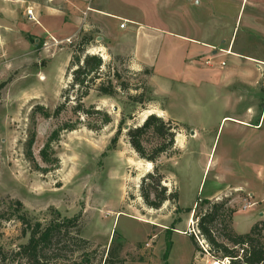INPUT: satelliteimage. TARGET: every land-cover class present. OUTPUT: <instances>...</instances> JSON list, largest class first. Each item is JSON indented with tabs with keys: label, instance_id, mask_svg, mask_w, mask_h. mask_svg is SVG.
<instances>
[{
	"label": "rangeland",
	"instance_id": "1",
	"mask_svg": "<svg viewBox=\"0 0 264 264\" xmlns=\"http://www.w3.org/2000/svg\"><path fill=\"white\" fill-rule=\"evenodd\" d=\"M253 1L245 5V0L240 7L241 0H0V84L7 82L0 92V202L19 201L32 221L43 226L77 219L74 229L61 234L63 246L53 245L45 253L46 264H227L213 258L198 235L196 216L207 207L196 203L237 186L244 193H230L210 203L227 202L235 211L234 233L246 234L261 223L264 235V1ZM27 9L35 22L28 19ZM79 19L85 27L77 31ZM132 30L141 42L137 53L153 62H164L172 49L188 46L184 38L211 43L215 58L206 52L205 68L232 73V85L229 90L220 84L216 87L219 81L214 77L183 94L179 85L172 84V92L165 88L168 95L155 98L151 73L156 75L155 91L164 93L159 62L153 66L155 71L145 75L147 69L126 57H105L104 51L108 69L102 71L115 72L119 78L111 79L113 85L122 82L130 90H117L113 98L91 90L82 100L85 111L93 108L110 117L105 126L97 115H75V101L65 99L71 80L67 69L71 48L81 34L89 32L95 38L87 50L90 54L102 51L99 45L104 42H117L120 48V42L131 41ZM229 47L231 53L250 59H241L236 68L233 58L223 52ZM173 63L180 73L181 64ZM246 68L251 87L238 78ZM140 94L144 102L150 101L140 106L127 100ZM60 105L56 118H45L38 109L51 114ZM248 107L253 109V124L262 112L258 128L234 122L245 118ZM164 109L169 118L159 112ZM146 111L178 128L174 152L158 161L161 186L166 196L177 192V199L164 202L158 210L144 203L139 189L153 165L131 149L127 129L118 130L122 118L125 126H139ZM65 123H76V129L60 132L46 151L49 161L44 162L41 151L50 134ZM118 131L113 148L111 140ZM32 132L31 161L25 156V143ZM146 148L148 152L150 146ZM246 192L254 196V210L243 209L251 202ZM23 229L15 220L0 223V248L8 264H22L15 252L28 241ZM67 233L69 237L64 238ZM72 234L87 244L72 239ZM112 250L116 256L107 257Z\"/></svg>",
	"mask_w": 264,
	"mask_h": 264
},
{
	"label": "trees",
	"instance_id": "2",
	"mask_svg": "<svg viewBox=\"0 0 264 264\" xmlns=\"http://www.w3.org/2000/svg\"><path fill=\"white\" fill-rule=\"evenodd\" d=\"M94 39L93 33L81 34L79 41L71 48V60L67 67L71 80L67 90H65V99H69L67 100L68 102L71 101L70 98L75 101V106L72 108L75 115L80 113L86 117H91L93 114L97 115L102 121V126H105L110 123V117L106 113L93 108L90 111H85L82 100L88 96L91 90H94L100 97L113 98L117 90L126 92L130 90V87L122 82H119L117 87L114 86L111 79L118 80V75L115 72L113 75H110L107 71L103 72V68L108 69V65L104 64L99 55L87 52L88 48L93 46ZM143 74L149 75L150 72L144 70ZM6 84L7 82L0 84V92ZM127 100L140 106L150 101L144 102L143 94L128 96ZM62 107L63 105L58 106L51 114L47 111L45 112L42 108L38 109L42 111V115L45 118H56L60 115ZM76 126V123L73 125L65 123L50 134L41 151V158L44 162L49 161L46 151L49 150L50 144L58 139L60 132L73 131ZM122 128H125L123 118L118 124V130L121 131ZM177 130V126H173L171 122L164 121L155 114H150L139 126L128 127L126 131L128 144L138 158L153 165V171L142 177L139 189L140 197L144 203L154 210H158L166 201L177 199V192L166 196V190L161 186L163 176L159 174L158 170L160 157L166 156L168 152H174ZM119 131L111 140L113 148L115 147ZM34 137L35 134L32 132L25 143V156L31 161V148L34 143ZM152 139L155 141L154 146H152ZM149 146L150 148L147 152L146 147ZM198 203L201 207H207V209L196 216V229L198 235L206 242L213 258L218 257L217 260H225L228 264H264V235L262 234L263 225L261 223L253 225L246 234L238 235L231 228V220L235 211L227 206V202L210 203L209 200H200L196 205ZM3 208H8L9 212ZM191 211L192 209L186 210L188 213ZM11 220L17 221L24 228L22 231L23 235L28 237L27 243L18 246L17 252H15L22 264H46L45 253H49L53 245L62 244L63 246L64 240H62L61 234L66 232L67 229H74L77 221L76 218L65 219L61 222L52 221L48 225L43 226L38 221H32L19 201H1L0 223ZM217 226L220 227L219 230ZM75 234L78 235V231ZM68 237L67 233L64 238ZM71 238L78 239L79 243L83 245L87 244L73 234ZM190 239L195 244L193 236L190 235ZM170 250L171 245L169 244L163 256L165 261ZM115 252V250L110 253L107 252V257H115ZM3 253L0 248V264H8L5 262ZM105 261L109 263V259ZM72 264L82 263L72 262Z\"/></svg>",
	"mask_w": 264,
	"mask_h": 264
},
{
	"label": "crops",
	"instance_id": "3",
	"mask_svg": "<svg viewBox=\"0 0 264 264\" xmlns=\"http://www.w3.org/2000/svg\"><path fill=\"white\" fill-rule=\"evenodd\" d=\"M245 0H241V5L240 7L243 5ZM259 1H264V0H254L253 3L257 4ZM247 0H246V4L247 5ZM199 4V3H198ZM90 11V10H89ZM55 13V11H54ZM99 14L104 15L105 13H103V11H98ZM108 15V14H107ZM111 16V15H108ZM61 17V16H60ZM96 17V16H95ZM122 17H115L116 20L120 21V20H124V22H129L130 24H133L135 22H133L132 20H129L127 18H122ZM95 24L100 28V30H102V26L100 25L101 20L96 17L95 18ZM237 21V18H236ZM84 23H82V20H78V29L77 31H79L82 27H85L83 25ZM237 25V22H236ZM88 27V25L86 26V28ZM120 28V26H119ZM122 29V28H120ZM235 30V27H234ZM86 31V30H85ZM136 30H132L131 32V41L129 40L128 42H124L123 45L120 42L119 44L121 45V47H118V43L116 42V45L111 44L112 42H104L103 44L99 45L100 48L102 49L99 50L97 49L96 54L97 53H101L100 57L102 58L103 61H105L104 59V51H107V53H105V57L112 55H117V56H122V57H126L128 58L129 62L134 63L137 67L142 68V69H147L149 71H155L154 70V64L156 65L158 62L161 66V75L160 77H162L165 81V83H163L162 81L159 82L161 88V90H164L163 94L158 95L157 92L159 91H155L156 87L153 84V78H155V74L151 73L152 76V86L149 83V80L151 78H149L148 80V84L150 85V87L152 88V95L157 98V97H163L164 94L168 95V93H166L167 91L165 90V88H169L168 90H170V92H172V89L174 88V86H170L172 84H176L179 85L178 87H181V92L183 94H188V93H192V88H199L201 86V84H204L205 79L208 80H213V78L215 77L217 79V84L220 85H224V89L229 90L230 86L232 84L229 83V81L231 79H233L235 77V75H232V73L230 72H214L211 71L209 69V67L207 69L205 68V62L206 60L204 58H206V52L210 51V55L212 56L211 59L213 60L215 58L214 53L215 51L213 50V45L211 43L204 45V44H199L198 41H196V39H186L184 38V41L188 43V46L186 47H175L174 49H172L170 51L169 54V58H167L164 62H162V60H155V62H153L152 58L147 57V55H144V57H141V54L139 56L140 53V49H141V42H139V39L136 37V35L134 34ZM102 36V34H101ZM101 40L103 41V39L101 38ZM203 42H207V41H203ZM125 48V49H124ZM137 49L139 51V53H137ZM177 49V50H176ZM211 49V50H210ZM152 51V50H150ZM225 53V57L230 56L231 58H233V62L234 65L236 66V68H239L238 65H240L239 61L241 59H246L249 60V57H241L238 56L237 54H233L231 53L230 47L229 49H226V51H223ZM71 56V55H70ZM71 58V57H70ZM210 59V57L208 58V60ZM70 61V59H69ZM172 61V62H171ZM180 63V73H177L176 70H174V66H171V64L173 63ZM69 63V62H68ZM173 63V64H174ZM152 65V69H150ZM169 71H172L171 73ZM240 76H238L239 79H243L245 85H252L251 82H247V80H249L250 73L249 70L246 68L243 71V74L240 72L239 74ZM208 83V82H207ZM211 84V83H210ZM213 85V84H211ZM249 85V86H250ZM247 86H244V88ZM251 87V86H250ZM185 89H187L188 91H184ZM194 94V93H193ZM262 111L264 110V103L262 105ZM164 110H159L160 113H163L166 117L169 118V115L166 113ZM158 116V114H155ZM261 116H262V112L259 114V118L255 121V124H253L254 118H253V109L251 107H248L246 109V114H245V118L244 119H239V120H235L234 122L239 124V125H243L245 127H251L252 129L254 128H258V126L260 125V120H261ZM226 118V117H225ZM223 118V119H225ZM232 194V193H244V191L241 190V187H233V188H228L227 191H224L222 193V195H217L215 197H213L212 199H208L209 201L211 200H219L220 197H227V194ZM230 194V195H231ZM245 195L250 199V203H246L243 205V207L249 206L248 208H246L244 211L246 210H254L257 207L256 201L254 200V196H252L251 193L246 192ZM257 210V209H256ZM262 215H260L261 217Z\"/></svg>",
	"mask_w": 264,
	"mask_h": 264
},
{
	"label": "built area",
	"instance_id": "4",
	"mask_svg": "<svg viewBox=\"0 0 264 264\" xmlns=\"http://www.w3.org/2000/svg\"><path fill=\"white\" fill-rule=\"evenodd\" d=\"M26 15H27V17H28V19L29 20H31V21H33V22H35L36 20H35V18H34V16H33V13H32V10H26ZM120 28H123V25H121L120 26ZM249 206H246V207H243V209L245 210L246 208H248ZM227 264H228V262H227Z\"/></svg>",
	"mask_w": 264,
	"mask_h": 264
},
{
	"label": "bare ground",
	"instance_id": "5",
	"mask_svg": "<svg viewBox=\"0 0 264 264\" xmlns=\"http://www.w3.org/2000/svg\"><path fill=\"white\" fill-rule=\"evenodd\" d=\"M89 54H90V52H89ZM40 80H43V79L40 78ZM148 115H150V111H146V112L143 114L142 119H141V122H143V121L146 119V117H147ZM147 165H149V164H147Z\"/></svg>",
	"mask_w": 264,
	"mask_h": 264
},
{
	"label": "water",
	"instance_id": "6",
	"mask_svg": "<svg viewBox=\"0 0 264 264\" xmlns=\"http://www.w3.org/2000/svg\"><path fill=\"white\" fill-rule=\"evenodd\" d=\"M125 129H128V126H125ZM192 135V134H191Z\"/></svg>",
	"mask_w": 264,
	"mask_h": 264
}]
</instances>
